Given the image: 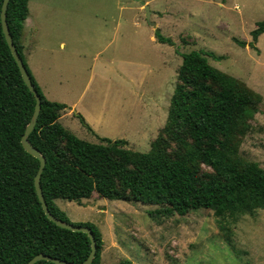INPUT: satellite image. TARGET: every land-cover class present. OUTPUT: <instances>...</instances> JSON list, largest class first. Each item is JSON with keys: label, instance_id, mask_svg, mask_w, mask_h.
<instances>
[{"label": "rangeland", "instance_id": "rangeland-1", "mask_svg": "<svg viewBox=\"0 0 264 264\" xmlns=\"http://www.w3.org/2000/svg\"><path fill=\"white\" fill-rule=\"evenodd\" d=\"M28 10L39 28L36 41L51 49L49 73L31 75L48 101L65 103L68 111L77 102L62 123L78 139L98 143L127 136L139 143L128 149L147 152L148 138L165 123L182 55L205 51L222 57H207L212 67L263 97L240 155L264 169V34L250 47L251 31L264 20V0H29ZM156 28L173 44L150 41ZM74 66L78 72L72 77ZM95 105L112 119L105 117L91 133L75 114H96ZM55 203L70 223L89 222L100 230L102 252H113L101 264H264V210L233 217L207 210L154 217V206L95 194Z\"/></svg>", "mask_w": 264, "mask_h": 264}, {"label": "trees", "instance_id": "trees-1", "mask_svg": "<svg viewBox=\"0 0 264 264\" xmlns=\"http://www.w3.org/2000/svg\"><path fill=\"white\" fill-rule=\"evenodd\" d=\"M1 4L2 0L0 10ZM27 14L28 0H9L8 30L41 99L28 141L46 160L40 185L54 217L70 222L56 200L80 202L94 194L154 206V217H183L200 210L233 217L264 210V169L240 155L263 97L207 61L221 56L205 51L182 55L165 123L147 152L128 149L123 139L90 143L58 122L66 106L43 96L26 65L20 36ZM263 33L264 20L250 33L251 48ZM154 36L159 43L173 44L158 29ZM34 106L0 21V264H26L38 254L80 264L91 251L90 240L85 233L62 229L47 219L34 188L39 161L21 146ZM75 117L93 133L81 115ZM74 225L91 229L96 243L91 264H101L100 230L89 222Z\"/></svg>", "mask_w": 264, "mask_h": 264}, {"label": "water", "instance_id": "water-1", "mask_svg": "<svg viewBox=\"0 0 264 264\" xmlns=\"http://www.w3.org/2000/svg\"><path fill=\"white\" fill-rule=\"evenodd\" d=\"M8 3H9V0H2L1 10H0V21H1L2 32L4 34L5 41L9 47L10 53H11L15 63L17 64V67L19 69V72H20V75L22 77L24 84L26 85L28 90L33 94V96L35 98V106H34V111H33L31 120L25 128L24 134L21 136L22 148L28 154H30L32 157L36 158L39 161V166H38L37 172L34 176V188H35L38 200L41 204L42 210H43V212L46 215L48 220H50L56 226H58L62 229H66V230H69L72 232L85 233L88 236V238L90 240V244H91V251H90L88 257L80 264H91V262L93 261L94 256H95V252H96V243H95V239H94V236L92 234L91 229L88 227L76 226L73 223L61 221V220L57 219L56 217H54L50 213V211L47 207L46 201L44 199V196L42 194L40 179H41V174H42L43 169H44L45 164H46V160L40 154V152L36 148H34L28 141V136L33 131L35 124L37 122V118H38L40 108H41V99H40V96L37 93L36 89L34 88V85L31 81V78L28 75V72H27V70L23 64L22 59L20 58V56L16 50V47H15L13 40H12V37L9 33L8 25L6 22V10H7ZM145 9L148 11L147 7ZM149 16H150V13L147 12V18H149ZM151 25L154 26L153 23ZM38 261H48V262H51L53 264H72V263H68L66 261L60 260L58 258H52V257L46 256L43 254H38V255L34 256L26 264H35Z\"/></svg>", "mask_w": 264, "mask_h": 264}, {"label": "crops", "instance_id": "crops-1", "mask_svg": "<svg viewBox=\"0 0 264 264\" xmlns=\"http://www.w3.org/2000/svg\"><path fill=\"white\" fill-rule=\"evenodd\" d=\"M29 1V0H28ZM161 16V15H160ZM156 26V25H155ZM154 26V27H155ZM157 29V28H156ZM28 32V34H26ZM39 32V28H37L36 26H34L32 20L30 19L29 17V10H28V14H27V17L26 19L24 20L23 22V27H22V32H21V36H20V44L22 46V53H23V56L24 58H26L25 62H26V65L30 71L31 74H33L32 72H37L38 74L41 73V70L44 72V73H49V65H50V62H51V49H47V47H44L42 45H40V43H38L36 41V38H37V35ZM74 34H76V32L74 31L73 32ZM264 34V33H263ZM261 36V35H260ZM259 36V37H260ZM258 37V39H259ZM258 39L257 41L255 42L257 44L258 42ZM149 40L152 41L153 43L156 42V38L153 34H151L149 36ZM164 44V43H163ZM160 45V44H159ZM59 48L64 50L65 49V43L64 42H60L58 44ZM71 54H73L74 56H77L79 53L78 51L74 50ZM53 56V55H52ZM82 55H79L80 58ZM98 56V54L95 55V58ZM104 65V64H102ZM178 69V68H177ZM78 72V69H77V66H74L70 72H69V76H72L74 77L76 75V73ZM177 72V71H176ZM62 79V78H61ZM174 89V88H173ZM172 95V94H171ZM171 97V96H170ZM170 101V100H169ZM57 103V102H56ZM76 103H73L71 105V108L70 110L68 111L67 110V105H64L66 106V108L64 110L61 111L60 113V116L58 118V122L68 131H70L73 135L74 133L71 131V129L67 126V125H64V123H62V120L66 119L69 117V115L71 114V109H74L75 106H76ZM61 104V103H60ZM63 104V103H62ZM169 106V105H168ZM95 108L98 110V107L95 105ZM93 109V108H92ZM83 113V118L86 122H88L89 126H91V130H93V132H95L96 129L99 128V126L101 125V121L107 117L109 118V122L111 121L112 117H109V116H105L103 117V110L102 109H99L98 110V113L96 114H93L91 113V111H82ZM163 127V126H162ZM161 127V128H162ZM159 128L158 131L155 133L156 135H150L151 137L148 138V142L151 144V142L156 138V136L158 135V132L159 130L161 129ZM145 131L147 132L148 131V128H145ZM124 136V135H123ZM142 139L145 141V138L142 137ZM123 140H126L128 142V145L131 147L132 145H134L135 143H138V142H134V139L132 142H129V138L127 136H124ZM148 143V144H149ZM139 144V143H138ZM150 144H149V147H150ZM89 200V199H87ZM56 204V203H55ZM103 251V250H102ZM113 252H101V263L104 261L105 257L106 256H110ZM129 259V257H126ZM133 264H136V263H133Z\"/></svg>", "mask_w": 264, "mask_h": 264}]
</instances>
